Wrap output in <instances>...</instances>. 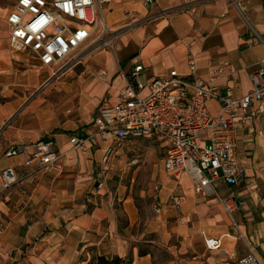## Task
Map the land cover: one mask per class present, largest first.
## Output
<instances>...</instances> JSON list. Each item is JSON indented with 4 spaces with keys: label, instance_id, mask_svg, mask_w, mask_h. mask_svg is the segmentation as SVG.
<instances>
[{
    "label": "crops",
    "instance_id": "obj_1",
    "mask_svg": "<svg viewBox=\"0 0 264 264\" xmlns=\"http://www.w3.org/2000/svg\"><path fill=\"white\" fill-rule=\"evenodd\" d=\"M16 2L0 0V169L25 173L27 153L39 139L51 140L62 157L57 169L26 176L8 188L0 180V264H97L99 258L105 263L98 264H108L116 257L121 264H154L146 249L154 241L144 240L145 233L157 234L169 254L167 264H238L248 244L264 264V116L238 132L245 181L237 186L219 181L210 195L197 193L186 173L165 171L161 141L107 139L86 151L69 142L72 135H85L82 127L89 126L100 102L126 84L136 65L142 66L144 81L171 69L186 74L192 57L197 75L220 93L230 79L239 82L237 95L248 93L249 74L264 69V0H153L152 5L112 0L100 11L104 24L117 30L113 49L89 50L55 80H50L54 68L11 48L6 15ZM218 66H225L224 73L213 78ZM55 90L65 92L58 101ZM209 108L215 110L217 103ZM137 140L151 144L140 159H129L126 146ZM10 146L24 151L7 157ZM136 177L142 188L135 187ZM150 179L160 184L157 214L149 203L140 204L148 202ZM216 192L235 194L240 207L228 215ZM175 197H181L177 209ZM140 224L143 229L135 232ZM203 233L228 235L221 249L210 250ZM140 248L146 253H138Z\"/></svg>",
    "mask_w": 264,
    "mask_h": 264
},
{
    "label": "built area",
    "instance_id": "obj_2",
    "mask_svg": "<svg viewBox=\"0 0 264 264\" xmlns=\"http://www.w3.org/2000/svg\"><path fill=\"white\" fill-rule=\"evenodd\" d=\"M112 0H17L6 15L8 40L11 48L28 51L40 65L54 68L53 76L66 65L80 62L91 49H113L117 30L107 27L101 17L100 6ZM150 5L153 0H146ZM141 65H136L126 76V84L112 98H103L93 114L89 126H83L84 136L72 135V146L86 151L99 141L127 139L161 141L165 148L163 161L167 173L177 176L186 173L194 189L202 195L212 194V187L221 181L237 186L246 179L237 156L239 130L253 127L264 116V69L249 74L252 89L237 95L239 82L230 79L220 93L218 86L197 75L194 58L188 59V73L168 70L165 75L140 78ZM225 66L212 70L216 78ZM146 89V93L142 91ZM216 102L217 108H209ZM24 147L10 146L4 155L22 153ZM111 148L102 158L105 162ZM62 155L52 147L51 140L39 139L24 161L25 173L19 175L11 167L0 169L3 188H8L24 177L39 171L57 169ZM100 182L98 186H102ZM152 184L153 209L160 212L158 190ZM228 215H232L241 200L233 193L215 194ZM181 197L173 198L177 209ZM236 236L243 235L232 220ZM222 236L202 234L205 246L219 250ZM238 264H261L253 245Z\"/></svg>",
    "mask_w": 264,
    "mask_h": 264
},
{
    "label": "rangeland",
    "instance_id": "obj_3",
    "mask_svg": "<svg viewBox=\"0 0 264 264\" xmlns=\"http://www.w3.org/2000/svg\"><path fill=\"white\" fill-rule=\"evenodd\" d=\"M68 67V65H66L62 70L58 71L56 75H54L50 80H55L57 79V76L60 77L61 73ZM41 89V86H40ZM65 95L64 91H53V99L58 101L59 99H61L62 96ZM77 101V100H76ZM150 146L151 143L144 141V140H137V141H133L132 144H128L126 146V149L128 151V158L132 159V158H137L140 159L141 156L143 155V153L146 152V148L147 146ZM148 146V147H149ZM156 154H158V152H155ZM128 179H131V176L128 175L127 177ZM139 179V178H138ZM156 180L150 179L149 183L150 185V189L152 187V184L155 182ZM137 177L135 178V187L136 188H142V179L140 178L139 182L137 183ZM148 202L147 201H140V204L142 203H149L150 204V208L151 211L153 213H156L153 209V200H152V191L150 193V195L148 196ZM157 214V213H156ZM141 217H143V215L140 214ZM141 229H143V225H138L135 227V232L140 231ZM144 240H150V241H154V243H151L149 245H147L146 249L150 250L152 252L153 255V259H154V264H167L168 263V259H169V254L166 252L165 247L162 246L157 240H158V236L156 233H145L143 236ZM145 244V243H144Z\"/></svg>",
    "mask_w": 264,
    "mask_h": 264
},
{
    "label": "trees",
    "instance_id": "obj_4",
    "mask_svg": "<svg viewBox=\"0 0 264 264\" xmlns=\"http://www.w3.org/2000/svg\"><path fill=\"white\" fill-rule=\"evenodd\" d=\"M147 252H148V250H147ZM138 253H140V254H143V253H146V251H144L143 249H139L138 250ZM130 259V258H129ZM121 262H122V259L121 258H119V257H116V258H114L110 263H108V264H121ZM98 263H105L104 262V259H102V258H99L98 259ZM97 263V264H98Z\"/></svg>",
    "mask_w": 264,
    "mask_h": 264
},
{
    "label": "bare ground",
    "instance_id": "obj_5",
    "mask_svg": "<svg viewBox=\"0 0 264 264\" xmlns=\"http://www.w3.org/2000/svg\"><path fill=\"white\" fill-rule=\"evenodd\" d=\"M127 29V28H126Z\"/></svg>",
    "mask_w": 264,
    "mask_h": 264
}]
</instances>
